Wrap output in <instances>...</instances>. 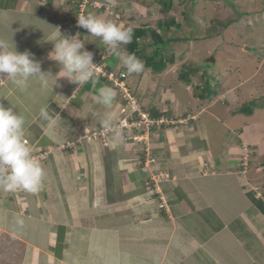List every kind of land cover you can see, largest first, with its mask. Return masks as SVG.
<instances>
[{
    "label": "crops",
    "instance_id": "crops-1",
    "mask_svg": "<svg viewBox=\"0 0 264 264\" xmlns=\"http://www.w3.org/2000/svg\"><path fill=\"white\" fill-rule=\"evenodd\" d=\"M153 3L0 0V168L49 152L0 174V264H264L249 117L180 79L193 53L154 75L121 50L124 31L175 19ZM97 65L126 73L146 113L182 122L96 136L124 105Z\"/></svg>",
    "mask_w": 264,
    "mask_h": 264
},
{
    "label": "rangeland",
    "instance_id": "rangeland-1",
    "mask_svg": "<svg viewBox=\"0 0 264 264\" xmlns=\"http://www.w3.org/2000/svg\"><path fill=\"white\" fill-rule=\"evenodd\" d=\"M196 1L203 2L198 5L199 9L194 6L193 0H174L172 10L166 13L167 17L181 23V29L172 27L165 33L157 25L152 24L149 28L173 40L163 47H157L164 54L174 55L176 59L181 56L182 61L188 62V54L193 53L190 55V64H198L201 69L190 78L195 96L196 87H201L204 82L202 74L207 72L209 78L206 80L210 79L214 87L218 84L216 90L222 93L221 97L210 98V104L230 105L233 109L231 115L236 116L234 111L243 104L264 96V0ZM153 5L156 6V3ZM159 11L162 12V9ZM196 12H200L201 18L194 15ZM162 17L159 14V19H164ZM192 26L195 29H191ZM212 33L214 38L208 37ZM151 42L150 36L144 40L146 55L154 50L153 46H149ZM138 66L144 69L143 62H138ZM247 117L240 124L243 125L242 130L251 149L242 170L247 172L250 181L248 189L264 200V109H257L252 116ZM165 118H174L177 123L174 125L182 122L177 116L168 115ZM245 122H248L247 128ZM3 171L8 172L7 169Z\"/></svg>",
    "mask_w": 264,
    "mask_h": 264
},
{
    "label": "trees",
    "instance_id": "trees-1",
    "mask_svg": "<svg viewBox=\"0 0 264 264\" xmlns=\"http://www.w3.org/2000/svg\"><path fill=\"white\" fill-rule=\"evenodd\" d=\"M154 2L161 7L164 13L170 12L174 6V0H154ZM193 2H196V0H193ZM172 27L181 28V25L178 24L175 19L163 20L158 24V29L163 30L165 33L170 31ZM212 35L213 33L209 36ZM149 36L153 41L151 42L152 45L149 44V46H153L154 50L149 55H146L143 44L144 40L148 39ZM118 41L121 50H123L126 55L128 64L134 65L135 63L143 62L144 68L151 71L154 75L162 74L169 64H173L175 62L174 55L164 54L161 49L157 48L159 45L163 47L167 45V43L173 42V40L171 38H164V35H160V33H158V31L155 29H149L147 27L131 28L124 31L120 35ZM200 70L201 69L199 66H191V64H186L181 69L180 79L185 83L190 84L192 82L190 79L191 76L196 75L198 72H200ZM202 77L204 82L201 87H196V96L201 100H206L212 96H217L219 92L216 90V88L219 87V85L217 84V86L214 87L211 85L210 79L206 80L208 77L207 72H204ZM257 109H264V96L259 100H252L246 104H243L240 108L234 111V114L252 116ZM151 117L158 120L160 115L154 111L151 113ZM249 199L252 202L255 210L264 216V200L257 198V195L254 192L249 193Z\"/></svg>",
    "mask_w": 264,
    "mask_h": 264
},
{
    "label": "built area",
    "instance_id": "built-area-1",
    "mask_svg": "<svg viewBox=\"0 0 264 264\" xmlns=\"http://www.w3.org/2000/svg\"><path fill=\"white\" fill-rule=\"evenodd\" d=\"M92 68L99 75L105 77L110 83H112L114 89L118 91L124 100V105L121 107L120 113L122 118H120L115 124L97 133L96 136L105 137L107 133H124L125 131L134 132L137 129H142L145 133H150L151 129L157 125L162 124L174 125L176 124L173 119H153L150 114L146 113L138 99L133 95L131 89L126 83L127 75L124 72L115 71H105L103 65L92 66ZM134 141L140 142L144 141L143 136L135 134L132 136ZM28 144V141H24ZM49 156V152H42L36 156H29L22 159L20 162L0 168V173L4 174V169L8 172L14 171L18 168H23L27 165H37L39 166L42 160H46ZM7 173V172H6Z\"/></svg>",
    "mask_w": 264,
    "mask_h": 264
},
{
    "label": "clouds",
    "instance_id": "clouds-1",
    "mask_svg": "<svg viewBox=\"0 0 264 264\" xmlns=\"http://www.w3.org/2000/svg\"><path fill=\"white\" fill-rule=\"evenodd\" d=\"M126 74V73H125ZM172 126V125H171ZM12 165V164H11ZM26 167V166H25ZM7 173H10V172H7ZM0 174H2V173H0ZM5 174V173H4Z\"/></svg>",
    "mask_w": 264,
    "mask_h": 264
}]
</instances>
